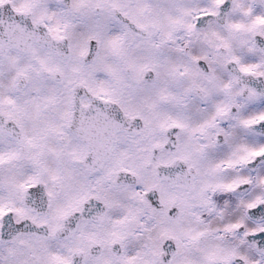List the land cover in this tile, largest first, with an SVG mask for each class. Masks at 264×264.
<instances>
[{
    "label": "snow or ice",
    "instance_id": "obj_1",
    "mask_svg": "<svg viewBox=\"0 0 264 264\" xmlns=\"http://www.w3.org/2000/svg\"><path fill=\"white\" fill-rule=\"evenodd\" d=\"M0 264H264V0H0Z\"/></svg>",
    "mask_w": 264,
    "mask_h": 264
}]
</instances>
